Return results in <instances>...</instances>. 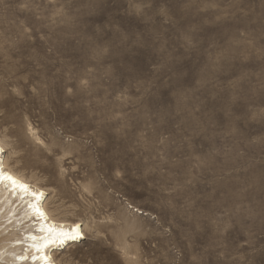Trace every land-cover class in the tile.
<instances>
[{
	"label": "rangeland",
	"instance_id": "1",
	"mask_svg": "<svg viewBox=\"0 0 264 264\" xmlns=\"http://www.w3.org/2000/svg\"><path fill=\"white\" fill-rule=\"evenodd\" d=\"M0 141L59 264H264V0H0Z\"/></svg>",
	"mask_w": 264,
	"mask_h": 264
},
{
	"label": "bare ground",
	"instance_id": "2",
	"mask_svg": "<svg viewBox=\"0 0 264 264\" xmlns=\"http://www.w3.org/2000/svg\"><path fill=\"white\" fill-rule=\"evenodd\" d=\"M3 152L0 141V264H59L53 252L84 238L81 224L51 215L45 190L1 161Z\"/></svg>",
	"mask_w": 264,
	"mask_h": 264
}]
</instances>
